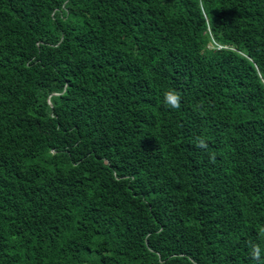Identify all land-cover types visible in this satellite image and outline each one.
<instances>
[{"label":"trees","instance_id":"16d2710c","mask_svg":"<svg viewBox=\"0 0 264 264\" xmlns=\"http://www.w3.org/2000/svg\"><path fill=\"white\" fill-rule=\"evenodd\" d=\"M261 227L264 0H0V264H253Z\"/></svg>","mask_w":264,"mask_h":264},{"label":"clouds","instance_id":"9594fccd","mask_svg":"<svg viewBox=\"0 0 264 264\" xmlns=\"http://www.w3.org/2000/svg\"><path fill=\"white\" fill-rule=\"evenodd\" d=\"M164 104L172 110H179L181 108V94L175 89H169L164 93ZM196 146L199 148H207L205 139L201 137L196 138ZM210 159L214 160V156ZM259 236L264 238V227L259 229ZM249 257L253 264H264V248L259 243L250 244Z\"/></svg>","mask_w":264,"mask_h":264}]
</instances>
